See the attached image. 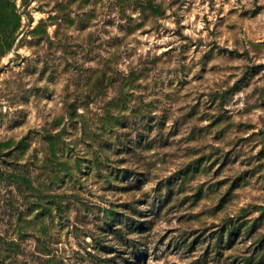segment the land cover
<instances>
[{
	"label": "rangeland",
	"instance_id": "obj_1",
	"mask_svg": "<svg viewBox=\"0 0 264 264\" xmlns=\"http://www.w3.org/2000/svg\"><path fill=\"white\" fill-rule=\"evenodd\" d=\"M1 240L264 264V0H0Z\"/></svg>",
	"mask_w": 264,
	"mask_h": 264
},
{
	"label": "trees",
	"instance_id": "obj_2",
	"mask_svg": "<svg viewBox=\"0 0 264 264\" xmlns=\"http://www.w3.org/2000/svg\"><path fill=\"white\" fill-rule=\"evenodd\" d=\"M127 172V171H126ZM126 172H125V174H126ZM231 189V188H230ZM230 193V190H228V194ZM40 209H44V210H42V214L44 213V211L45 210H49L50 208L48 207V206H41L40 205ZM46 213V212H45ZM44 213V214H45ZM37 217H39V216H37ZM225 230L226 229H224V230H222V232L224 233L225 232ZM227 231V230H226ZM229 237H231V233L229 234ZM4 240H1V242H0V262L2 263V262H4L5 260H6V254L3 252L4 250L6 251V250H8V249H10L9 248V243H4L3 242ZM37 242L39 243V245H41L42 243L40 242V239L39 238H37ZM12 244L11 245H13L14 247H16V249H19L20 248V246H19V243H18V241L17 242H11ZM41 243V244H40ZM38 245V246H39ZM43 252H39V254H41L42 256H49L50 258H47V259H49V260H47L49 263L51 262V261H56V257L55 256H53V252L49 249L48 250V247L43 243V250H42ZM17 253V252H16ZM51 259V260H50Z\"/></svg>",
	"mask_w": 264,
	"mask_h": 264
}]
</instances>
